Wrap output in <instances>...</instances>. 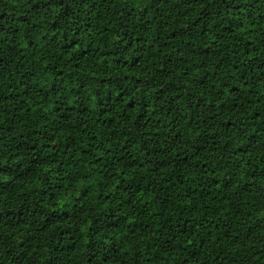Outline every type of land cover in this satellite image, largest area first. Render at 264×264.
<instances>
[{"label":"trees","instance_id":"trees-1","mask_svg":"<svg viewBox=\"0 0 264 264\" xmlns=\"http://www.w3.org/2000/svg\"><path fill=\"white\" fill-rule=\"evenodd\" d=\"M0 264H264V0H0Z\"/></svg>","mask_w":264,"mask_h":264}]
</instances>
